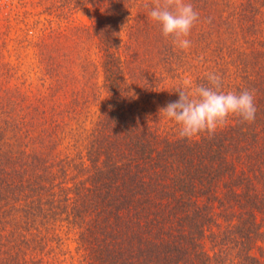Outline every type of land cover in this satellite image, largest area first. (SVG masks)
I'll return each instance as SVG.
<instances>
[{"label":"trees","instance_id":"trees-1","mask_svg":"<svg viewBox=\"0 0 264 264\" xmlns=\"http://www.w3.org/2000/svg\"><path fill=\"white\" fill-rule=\"evenodd\" d=\"M28 2L90 23L20 21L34 85L0 27V264H262L264 0H184L199 13L187 50L148 17L155 0ZM210 72L253 91L256 119L181 138L160 110Z\"/></svg>","mask_w":264,"mask_h":264},{"label":"clouds","instance_id":"clouds-1","mask_svg":"<svg viewBox=\"0 0 264 264\" xmlns=\"http://www.w3.org/2000/svg\"><path fill=\"white\" fill-rule=\"evenodd\" d=\"M148 17L161 26L163 36L171 38L176 47L190 48L191 41L187 37L199 20V13L192 4L184 0H155ZM174 91L178 100L169 102L160 112L180 126L181 138L191 139L201 133L214 135L230 117L249 124L256 119L253 91L225 92L222 77L217 73L207 74V84L193 86L190 79H184Z\"/></svg>","mask_w":264,"mask_h":264},{"label":"rangeland","instance_id":"rangeland-1","mask_svg":"<svg viewBox=\"0 0 264 264\" xmlns=\"http://www.w3.org/2000/svg\"><path fill=\"white\" fill-rule=\"evenodd\" d=\"M28 0H10L8 4L0 7V27L2 30L6 32H10L7 39L11 40L10 42V55L13 63L19 69V74L22 75L24 80H27V83L40 84L41 80V72L37 68V58L33 48L31 47H21L22 44L18 43L24 34L21 33L19 29L20 21L24 18L29 21L30 27H32L33 32L35 34L39 33L42 29L48 27H55L57 30L63 29L68 25H75L77 23L80 24H89L90 21L87 17V14L83 10L76 11L74 13H68L66 16H58L53 17L52 21L50 20L51 16L48 15L47 12L40 14L45 7L36 3H24ZM35 2V1H34ZM32 33V32H30ZM12 38V39H11ZM24 45V44H23ZM95 57V55H94ZM39 71V72H38ZM183 77H186V72H184ZM175 95V93H173ZM105 95L99 97L97 103L99 105L95 106L92 112H90L89 116L84 121L89 126L93 125L95 122L99 111L101 101H104ZM166 99V98H165ZM221 222V226H225V220L222 217H218ZM258 219H261V216H258ZM263 221V230H264V219ZM216 229V228H215ZM68 245L71 249L75 248V243L73 241H68ZM255 248H253L250 252L256 256H258L262 264H264V240L260 241ZM207 249L212 251L211 242L207 243ZM235 254H237V249L235 250ZM234 252V251H233ZM238 260V258H237Z\"/></svg>","mask_w":264,"mask_h":264}]
</instances>
